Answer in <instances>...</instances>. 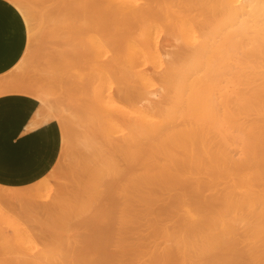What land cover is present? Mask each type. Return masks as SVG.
Returning <instances> with one entry per match:
<instances>
[{
    "label": "bare ground",
    "instance_id": "6f19581e",
    "mask_svg": "<svg viewBox=\"0 0 264 264\" xmlns=\"http://www.w3.org/2000/svg\"><path fill=\"white\" fill-rule=\"evenodd\" d=\"M8 1L28 23L38 14L30 2L37 0ZM60 2L64 18L40 17V29H66L70 48L57 55L56 78L68 95L73 77L75 91L87 93L81 99L89 102L84 179L75 192L181 197L194 230L184 228L192 239L179 243L181 264H217L223 240L263 245L264 185L253 184L264 183V125L257 123L264 117V0ZM216 37L230 43L231 54L247 49L238 63L223 66L231 55L224 59ZM37 77H0V96H31L47 107L45 117L37 112V123L65 125L52 105L60 87L51 91ZM16 189L0 185V264L19 262L35 237L8 220L10 213L24 212L31 194L55 191L45 177L33 189ZM73 261L55 260L51 250L30 258L31 264H78Z\"/></svg>",
    "mask_w": 264,
    "mask_h": 264
},
{
    "label": "rangeland",
    "instance_id": "374dc122",
    "mask_svg": "<svg viewBox=\"0 0 264 264\" xmlns=\"http://www.w3.org/2000/svg\"><path fill=\"white\" fill-rule=\"evenodd\" d=\"M60 1H30L35 3L31 5L38 14L30 23L24 17L28 29L26 51L18 65L9 73L1 76L2 78L10 77L20 81L25 77L38 76L37 78L44 80L43 83L46 86L53 88L51 91H56L60 87L58 89L63 88L66 93V86L63 87V83L61 84L58 81L59 78H56L62 71L57 55H61L63 51L70 48L66 41L69 34L66 36L67 32H64L66 29L61 28L62 24L56 27L58 30L55 29L56 40L50 37L55 31L53 34L48 32L50 35H47V31H51L48 27L44 31L40 29V23L44 18L47 20L50 17L58 20L60 16L64 18L62 15L65 12L64 4ZM197 13L198 11L193 10V14ZM55 35L52 37L56 38ZM237 42L242 44L243 41ZM218 44L222 45V51L225 52L224 59L231 55L228 61L222 60L223 66L238 63L247 50L242 48L235 54H231L230 43H226L222 37H216L214 40V45ZM59 50L62 52L58 53ZM255 61L261 62L262 60L255 59ZM70 80L68 84L71 90L67 92L69 96L62 90L60 93L57 90L58 94L55 96L58 95V99L52 104L66 119L65 125L56 121L62 131V148L56 165L45 176V180L55 191L31 194L23 201L27 206L25 211L11 212L8 217L11 222L18 223L21 228L35 234L34 241L28 245L24 253L18 255L19 262L16 264H31V255L38 250H51L53 259L68 262L74 260L78 264H181L182 256L178 252L179 243L183 245L185 239L186 242L190 241L191 235L194 234V230L189 227L190 224H186L188 218L190 221V215L187 217L189 213L187 214V211L180 205L181 197L126 198L122 195L90 196L75 192L77 181L84 179L80 167L86 144L82 140L90 136V127H87L90 123L86 120L88 109L84 108L88 101L81 99L83 98L81 96H86L87 93L84 91L86 93L84 95L77 94L75 80L71 76ZM84 99L87 98L84 97ZM46 112L47 107L40 103L39 115L43 118ZM83 113H86V116ZM255 116L257 115L250 117L252 123ZM258 118L262 120H255L263 126L264 117L259 116ZM255 120L254 123H256ZM87 132L89 135H85ZM260 165L264 168L263 163ZM254 185L258 186L254 187ZM263 185L264 183L259 185V182L257 184L255 182L253 187L260 189L259 186H261L263 189ZM33 188L34 184L16 190L28 191ZM4 190L14 191L13 189ZM222 215L225 216L223 213ZM225 218H222V223ZM2 220L4 223L6 219ZM186 226L193 230L190 232L192 234L189 240H187L189 231L184 232ZM183 237L185 239L182 241ZM253 240L252 243L248 240L243 241L244 243L238 240L239 243L234 241V244L232 240H228L230 242L225 240L224 245L223 240L219 245L220 248L218 247L219 262L217 261V264H264V244L257 241L254 243Z\"/></svg>",
    "mask_w": 264,
    "mask_h": 264
},
{
    "label": "crops",
    "instance_id": "0c3cea01",
    "mask_svg": "<svg viewBox=\"0 0 264 264\" xmlns=\"http://www.w3.org/2000/svg\"><path fill=\"white\" fill-rule=\"evenodd\" d=\"M28 44V29L20 11L0 0V77L12 71ZM40 103L24 94L0 96V185L22 188L48 175L62 148L56 121L37 123Z\"/></svg>",
    "mask_w": 264,
    "mask_h": 264
}]
</instances>
